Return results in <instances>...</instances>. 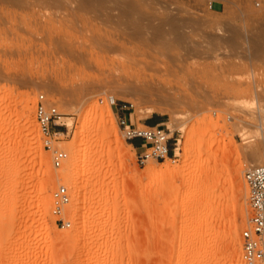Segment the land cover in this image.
I'll list each match as a JSON object with an SVG mask.
<instances>
[{
	"label": "rangeland",
	"instance_id": "obj_1",
	"mask_svg": "<svg viewBox=\"0 0 264 264\" xmlns=\"http://www.w3.org/2000/svg\"><path fill=\"white\" fill-rule=\"evenodd\" d=\"M120 45L164 66L124 69L131 53ZM143 71L161 78L169 98L126 114L137 126L160 118L175 162L138 166L121 136L116 110L140 101L125 80ZM40 93L63 115L51 141L67 152L58 169L34 120ZM95 105L109 111L117 144ZM80 124L84 137L65 149ZM260 132L264 11L250 0H0V264H242V175L260 159L264 145L250 150ZM83 146L84 158H71ZM165 165L179 171L152 175ZM59 185L70 195L69 228L51 214Z\"/></svg>",
	"mask_w": 264,
	"mask_h": 264
},
{
	"label": "built area",
	"instance_id": "obj_2",
	"mask_svg": "<svg viewBox=\"0 0 264 264\" xmlns=\"http://www.w3.org/2000/svg\"><path fill=\"white\" fill-rule=\"evenodd\" d=\"M255 9L264 10V0H250ZM211 7V3L209 4ZM100 101H102L100 99ZM110 107H116L117 102L112 98H105ZM129 104L123 103L118 107V127L125 142L131 144L136 151V164L144 166L148 162L170 161L175 162V149L171 146V136L162 123L154 125L143 124L137 126L126 114ZM63 115L47 102L43 93L36 95L34 105V120L42 135L43 146L51 151V165L60 168L67 159V152L61 149H51V141L59 134L64 122ZM174 144V143H173ZM246 189L247 216L245 226L240 231V259L242 264H264V150L260 161L249 166L242 175ZM51 214L55 217V225L60 228H69L65 208L70 202V195L65 185L57 186L51 194Z\"/></svg>",
	"mask_w": 264,
	"mask_h": 264
},
{
	"label": "bare ground",
	"instance_id": "obj_3",
	"mask_svg": "<svg viewBox=\"0 0 264 264\" xmlns=\"http://www.w3.org/2000/svg\"><path fill=\"white\" fill-rule=\"evenodd\" d=\"M208 4V3H207ZM210 4V3H209ZM209 4H208V7H209ZM252 7V6H251ZM253 8V7H252ZM253 9H255V8H253ZM256 10H262V11H264L263 9H256ZM143 23V22H142ZM147 28H149V27H147ZM141 39H142V37H141ZM144 40H143V42L145 43V44H147V42H153V40L151 39V38H143ZM141 41V40H140ZM162 43L165 45L167 42L165 41V40H163L162 41ZM162 43H160V44H162ZM143 44V43H142ZM122 45H120L119 47H121ZM114 47H117V44H116V46H113V48H110L111 50H116V48H114ZM122 49H123V51H126L128 54L129 53H131L130 52V48L129 49H126L125 47H121ZM109 49V50H110ZM134 49V48H133ZM133 49H131V51H133ZM138 50V49H137ZM136 50V51H137ZM135 51V50H134ZM133 51V53H135ZM139 51H141V53L143 54V52H147V51H143V50H141V49H139ZM138 52V51H137ZM149 52V51H148ZM123 53V52H122ZM133 53H131V54H129V56H127V61L126 62H124V69L126 68H129L130 66H131V64H140L141 65V69H143L144 67H145V69H150V70H152V71H155L156 70V68H158V65L157 64H161V65H163L164 66V63L162 62V60L161 61H159L160 60V58L158 59H153V60H151V61H146V58H148V57H150V55H148L149 53H145L148 57H144V55H142L143 56V58H136L135 56H134V54ZM141 53H139L140 55H141ZM126 54V53H125ZM139 55V56H140ZM126 56V55H125ZM136 56H138V55H136ZM145 58V59H144ZM148 60V59H147ZM149 60H150V58H149ZM121 65H123V63H121ZM139 65V66H140ZM119 67V66H118ZM122 68V67H121ZM121 68H119L120 69V71H121ZM140 68V67H139ZM119 69H118V71H119ZM114 70V69H113ZM116 70V69H115ZM149 70V71H150ZM152 71L151 72H148V73H146L145 71H143V72H141V73H139V72H137L136 74H134V75H132V76H130V75H128V73L127 72H125L126 73V75H128V77H130V78H127L125 81H126V83H128L130 86H131V89H132V91H133V93H134V95H136V96H138L139 97V102H136L135 104L134 103H132V104H130L131 106H136V108H139L140 106V103H148L149 105L147 106V108H146V110H145V112L146 113H151V112H153L155 109H156V105L157 104H159V102H161V101H165L167 98H169L168 97V90L167 89H169L170 90V88L168 87L167 88V86L165 85V83L161 80V78L160 77H158V76H156V75H154V74H152ZM116 72V71H115ZM121 73V72H120ZM119 73V74H120ZM124 73V74H125ZM114 76V75H113ZM124 76V75H123ZM125 77V76H124ZM120 78V77H119ZM126 78V77H125ZM124 78V79H125ZM170 95V94H169ZM27 98H26V100H24L25 102H24V106L23 107H25L24 109H26L27 111L26 112H28L29 110H30V105H29V103H28V99L30 98V96L28 95V96H26ZM106 98H112L114 101H115V99L111 96V95H108V96H106ZM172 98V97H171ZM181 98V97H180ZM30 101V100H29ZM99 102L101 103L102 101H100L99 100ZM100 105V104H99ZM102 105H104V103L102 104ZM145 105V104H144ZM109 106V105H108ZM100 107V106H99ZM95 112H94V114H97V116H98V118H99V120H98V122L100 123V126L102 127V129L105 131V132H107L108 133V135L110 136V137H113V143L115 142L116 144L118 143V140H117V138H116V136H115V134L114 133H112V121H111V119H110V114H109V111H107V110H103L102 108H98L96 105H95ZM257 109H258V111L260 112L261 110H260V108L259 107H257ZM139 110V109H138ZM138 110H136V111H138ZM24 112H25V110H24ZM26 112H25V114H26ZM27 114H29V113H27ZM26 114V115H27ZM25 115V116H26ZM82 115H83V113H82ZM97 116H96V118H97ZM84 117H86L85 115H84ZM97 118V119H98ZM84 119V118H83ZM86 121V120H85ZM82 122V120H80V123ZM86 123V122H85ZM163 124V123H162ZM82 125L83 124H80L79 125V129L74 133V135L72 136V137H70L71 139L68 141V147L66 148L65 147V149H69L70 147H72L73 148V146H75L78 142H80L81 140H82V138L84 137V132H83V130H82ZM143 125V124H142ZM147 125V124H146ZM84 126V125H83ZM86 133V132H85ZM261 133V132H260ZM59 134H61V132H59ZM128 143V142H127ZM128 145L129 146H131L132 147V145L130 144V143H128ZM262 145H264V134H263V132L261 133V135H260V137H259V140L250 148V150H251V154L253 155V156H256V154H257V150L260 148V147H262ZM62 146V145H61ZM64 148V147H63ZM133 148V147H132ZM39 149V148H38ZM88 150H89V148L87 147V146H83L82 148H80V149H78V151L75 149V151L76 152H74V151H72V153H70V155H71V158H74L76 155H81L82 156V158H84V156L88 153ZM263 150H264V148H263ZM263 150H262V152H263ZM249 152V151H248ZM262 152H261V155H262ZM251 155V156H252ZM261 155H260V158H261ZM69 156V155H68ZM67 160V159H66ZM186 161L188 160V159H185ZM184 160V161H185ZM259 161H260V159H259ZM258 161V162H259ZM82 161H80L79 159L78 160H76L75 162H74V168H78L79 166H80V163H81ZM257 162V163H258ZM256 164V163H255ZM254 164V165H255ZM251 166H253V165H251ZM160 169V168H159ZM247 169V168H246ZM156 170V169H155ZM154 170V172H153V174L152 175H155V176H157V175H161V173L163 174V173H165V174H169L170 172H178L179 170H178V168L177 169H172V168H170V167H167L166 165L163 167V169H161L160 171H155ZM62 176H63V178H64V176H66V174H67V172H66V174L64 173V172H62ZM70 174V173H69ZM171 174V173H170ZM60 175H61V173H60ZM62 176H61V178H62ZM70 176L71 177H75L74 176V173H72V174H70ZM60 178V177H59ZM70 178V177H69ZM76 178V177H75ZM66 179V178H65ZM72 179V178H71ZM66 180H68V179H66ZM69 183V182H68ZM70 184H71V182H70ZM76 188V187H75ZM76 194H77V191H76ZM44 197H42L41 199L42 200H40V203H39V208H40V212H42V214H45V213H47V209H46V204H47V202H45L46 201V199L44 200L43 199ZM76 199H77V195H76ZM74 206V205H73ZM78 211H79V208L75 205V207H73V209H72V212H73V215L74 216H79V213H78ZM237 239V238H236ZM237 243V242H236ZM233 248V247H232ZM237 254H238V251H236V250H234L233 251V256L234 257H237ZM235 261H236V259H235ZM237 262V261H236Z\"/></svg>",
	"mask_w": 264,
	"mask_h": 264
},
{
	"label": "crops",
	"instance_id": "obj_4",
	"mask_svg": "<svg viewBox=\"0 0 264 264\" xmlns=\"http://www.w3.org/2000/svg\"><path fill=\"white\" fill-rule=\"evenodd\" d=\"M160 123H162L161 120H160V118H157V119H154V120L150 123V125L160 124ZM55 130H57V129H55Z\"/></svg>",
	"mask_w": 264,
	"mask_h": 264
},
{
	"label": "trees",
	"instance_id": "obj_5",
	"mask_svg": "<svg viewBox=\"0 0 264 264\" xmlns=\"http://www.w3.org/2000/svg\"><path fill=\"white\" fill-rule=\"evenodd\" d=\"M151 120H153V118H152V119H148V120H146V121H145V124L150 125V123L152 122Z\"/></svg>",
	"mask_w": 264,
	"mask_h": 264
}]
</instances>
